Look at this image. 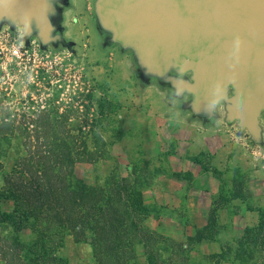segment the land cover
<instances>
[{"label": "rangeland", "instance_id": "obj_1", "mask_svg": "<svg viewBox=\"0 0 264 264\" xmlns=\"http://www.w3.org/2000/svg\"><path fill=\"white\" fill-rule=\"evenodd\" d=\"M50 2L51 34L58 36L54 40L43 42L36 29L26 33L22 24L0 17V119L30 124L33 122L24 121L20 113L32 118L46 113L51 122L55 118L68 127L89 128L85 137L88 148H97L94 144L99 139L103 146L94 162L77 163L74 174L93 184L103 182L110 173L126 176L132 168L140 181L147 180L146 165L152 160L144 158L145 151H151L145 143L161 146L168 126L184 117L179 120L219 135L198 157L221 180L223 190L216 205L252 210L239 218V225L264 219V109L256 116V136L240 126L237 118L228 119L229 89L225 97L211 102L210 115L193 111L188 105L191 95L175 93L168 80L171 76L189 79V72L144 73L132 47L107 40L109 33L99 27L95 15V0ZM99 126L102 134L95 136ZM3 147L0 162L2 171H7L16 147L13 142ZM231 196L235 200L229 201ZM10 208V200L0 198V210ZM219 231L211 219L207 228L191 235L188 264H237L232 254L235 240H217L223 247L218 250L200 243L202 238L213 240ZM19 238L26 240V231ZM225 248L220 258L218 254ZM57 254L66 264H95L89 245L69 236L62 239Z\"/></svg>", "mask_w": 264, "mask_h": 264}, {"label": "trees", "instance_id": "obj_2", "mask_svg": "<svg viewBox=\"0 0 264 264\" xmlns=\"http://www.w3.org/2000/svg\"><path fill=\"white\" fill-rule=\"evenodd\" d=\"M20 116L33 123L0 119V153L3 144L16 147L7 171L0 162V198L11 205L0 210V264H66L56 253L66 236L86 242L95 264H188V240L143 225L135 168L126 176L110 173L103 182L89 184L74 174V167L94 162L103 140L95 141L98 149L88 148L89 128L51 122L46 113ZM102 129L97 127L95 136ZM22 231L26 240L19 238ZM234 242L237 264H264V219L245 225Z\"/></svg>", "mask_w": 264, "mask_h": 264}, {"label": "water", "instance_id": "obj_3", "mask_svg": "<svg viewBox=\"0 0 264 264\" xmlns=\"http://www.w3.org/2000/svg\"><path fill=\"white\" fill-rule=\"evenodd\" d=\"M51 0H0V17L33 28L43 42L51 34ZM99 27L108 41L132 47L144 73L173 69L175 93L191 95L193 111L211 114V102L231 96L228 119L256 136L264 109V0H95Z\"/></svg>", "mask_w": 264, "mask_h": 264}, {"label": "crops", "instance_id": "obj_4", "mask_svg": "<svg viewBox=\"0 0 264 264\" xmlns=\"http://www.w3.org/2000/svg\"><path fill=\"white\" fill-rule=\"evenodd\" d=\"M181 118L184 117L168 126L161 146L145 143L151 151H145L144 158H151L152 163L146 165L147 180L141 179L137 184L145 209L143 225L174 240L185 241L195 231L202 232L208 220L214 219L219 233L209 242L208 237L200 239V243L205 242L211 250H218L223 247L217 240L232 242L239 237L244 225H239L238 220L252 210L244 208L241 212L239 208L233 210L231 206L216 205L215 200L223 190L221 180L210 168L204 167L198 157L201 151L207 152L219 135L200 131V125L179 120ZM228 200L235 199L231 196Z\"/></svg>", "mask_w": 264, "mask_h": 264}]
</instances>
